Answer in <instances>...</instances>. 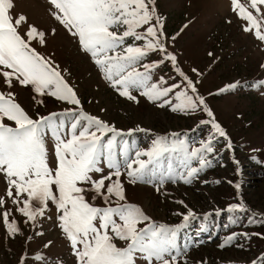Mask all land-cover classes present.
I'll return each instance as SVG.
<instances>
[{
    "label": "snow or ice",
    "instance_id": "6c2138e0",
    "mask_svg": "<svg viewBox=\"0 0 264 264\" xmlns=\"http://www.w3.org/2000/svg\"><path fill=\"white\" fill-rule=\"evenodd\" d=\"M230 3L242 21V31L264 44V0ZM47 4L50 17L120 97L137 104L144 97L160 108L186 115L202 111L209 119L200 124L209 125L211 132L197 147L190 148L178 133H171L175 138L171 141L158 136L149 149L133 150L123 137L145 129L124 132L84 111L66 73L50 55L38 50L47 46L48 36L56 35L57 29H39L24 14H12L14 0H0V183L4 185L0 227L9 239L23 237L26 243L43 239L42 225L53 220L49 213L54 208V222L70 246L74 264H189L188 246L181 248L178 236L196 217L195 211L177 201L184 208L176 212L181 223H158L128 201L125 181L150 183L165 195L167 183L191 184L200 179L217 155L218 138L225 141L222 151L234 152L231 139L199 93L198 82L182 70L177 55L169 50L155 0H47ZM153 55L158 59H150ZM164 64L171 65L174 76H155ZM192 71L200 75L197 69ZM239 86V82L230 83L216 94ZM253 86L264 88V80ZM18 88L33 93L39 105L51 97L66 107L47 115L36 112L34 117L17 102ZM46 138L53 141L54 160L49 159ZM234 187L238 191L240 185ZM227 211L250 210L241 199L227 205ZM256 222L264 224V217L257 219L252 213L249 223ZM233 223H237L235 217ZM24 227L33 234H26ZM235 238L236 234L229 235L219 247ZM54 243L48 239L42 247L50 250ZM18 264H63V260L43 251L30 259L28 251H22ZM198 264L208 261L200 258ZM251 264H264V253Z\"/></svg>",
    "mask_w": 264,
    "mask_h": 264
},
{
    "label": "rangeland",
    "instance_id": "374dc122",
    "mask_svg": "<svg viewBox=\"0 0 264 264\" xmlns=\"http://www.w3.org/2000/svg\"><path fill=\"white\" fill-rule=\"evenodd\" d=\"M241 2L247 4L248 0ZM155 3L169 38V50L177 55L182 70L198 82L199 93L216 121L226 130L234 152L222 151L225 141L218 138L219 142L215 144L217 155L199 180L191 184L167 183L165 195L157 193L150 183L130 185L125 181L128 201L141 206L158 223L169 225L181 223L176 212H183L184 208L177 201H184L195 211L196 217L187 222L178 236L180 247L188 246L189 264H198L200 258L207 260L208 264H251L264 253V224L252 225L248 213L241 214L244 217L236 212L230 213L227 205L242 199L249 213L264 217V88L253 86L264 80V68H261L264 65V44L242 31V21L233 13L230 0H155ZM14 4V16L24 14L30 24L46 32L57 29L56 35L48 36L47 46L38 50L50 55L66 73L84 111L124 132L145 129L123 137L133 150L149 149L158 136H168L171 141L175 139L171 133H178L179 139L190 148L199 146L208 138L210 126L200 124V121L209 119L206 113L199 110L188 115L172 112L169 107L160 108L144 97H140L137 104L108 87L89 57L50 17L47 0H14ZM150 59L158 57L153 55ZM192 69H197L200 75ZM155 76H174L171 65H161ZM233 82H239L240 86L216 94ZM16 91L17 102L34 117L36 112L47 115L66 107L51 97H45L44 105H39L32 99L30 91L23 88ZM46 145L49 159L54 160L51 138H46ZM233 156L239 161L238 165L233 162ZM204 180L208 183H203ZM237 183L240 185L238 191L234 187ZM3 191L4 185L0 183V194ZM217 209L223 211L215 215ZM54 212L53 208L49 213L53 220L44 221L42 225L43 239L37 237L30 243H26L23 237L7 238L0 227V264H18L22 251H28L30 259L43 251L61 258L63 264H74L70 246L54 222ZM209 213L205 219V214ZM234 217L237 223H233ZM24 231L33 234L27 227ZM231 234H236L231 244L219 247ZM48 239L55 243L50 250H45L42 245Z\"/></svg>",
    "mask_w": 264,
    "mask_h": 264
},
{
    "label": "trees",
    "instance_id": "16d2710c",
    "mask_svg": "<svg viewBox=\"0 0 264 264\" xmlns=\"http://www.w3.org/2000/svg\"><path fill=\"white\" fill-rule=\"evenodd\" d=\"M158 9H159V12L162 13L159 7H158ZM230 213H234V212H230ZM236 213H238V214L241 215V214H243V213H245V212H236ZM246 213H248L249 217L251 216V213H249V212H246ZM226 216H227V215H226ZM226 216H225V217H226ZM241 216H243V215H241ZM243 217H244V216H243ZM256 218L259 219V217H257V216H256ZM221 220H222V219L220 218V221H221ZM220 221H219V222H220ZM251 224L254 225V226H257V224H260V225H261V223H259V222L251 223ZM262 240H263V237H262Z\"/></svg>",
    "mask_w": 264,
    "mask_h": 264
}]
</instances>
